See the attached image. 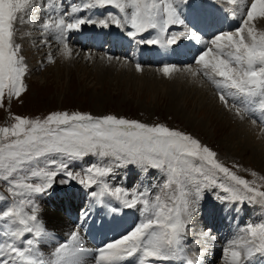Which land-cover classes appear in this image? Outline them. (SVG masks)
Instances as JSON below:
<instances>
[{
  "label": "snow or ice",
  "instance_id": "snow-or-ice-1",
  "mask_svg": "<svg viewBox=\"0 0 264 264\" xmlns=\"http://www.w3.org/2000/svg\"><path fill=\"white\" fill-rule=\"evenodd\" d=\"M187 2L91 0L84 7H113L118 14L109 12L107 19L99 21L74 17L66 22L61 17L51 23L45 20L41 27L63 44L62 51L66 56L71 52L66 33L80 30L85 23H99L104 27H108L109 22L117 26L130 25L128 36L133 39L150 29L157 30L155 38L140 41L149 45H178L184 37L195 40L206 47L194 62L220 91L219 98L225 106L231 103L238 115L259 111L264 116V32L257 33L250 26L246 28L249 21L264 18V0H247L250 5L247 8L244 7L245 0H228L232 5H239V12L236 9L228 11L233 18L239 15L240 26L235 30L219 31L208 40L182 18L180 6ZM38 7V0H0V106L6 96L10 101L26 91L23 77L27 65L21 55V46L15 40L16 26L30 21ZM79 10L72 9L73 13ZM173 25L183 26V30L162 40ZM136 69L141 71V65L137 64ZM174 70H178L174 64H165L162 69L165 76ZM14 119L16 123L11 127H0V179L8 181L12 196L24 199L19 205L13 204L0 212V220L7 219L11 225H16L14 228L5 225V230L0 233L7 238L0 242V264H122L126 258L136 256L139 264H150L148 258H152L151 264L172 261L203 264L201 254H187L183 241L205 189L221 188L229 194L218 197L224 201L247 200L264 204V191L232 172L217 160L216 152L184 131L116 115L96 117L82 112H52L43 119L21 116ZM57 156L66 159L58 164ZM87 156H98L113 166H137L145 171L156 169L166 173L161 186L165 196L162 198L157 194L154 202L145 198L142 192L133 193L131 199L124 198V207L135 208L142 203L147 214L130 231L95 249L97 254L91 261L87 259L89 249L82 242L83 225L71 231L69 239L59 243L51 252V258L46 259L41 246L50 238V233L38 218L39 209L34 197L51 190L61 175L65 179L60 180V184L76 180L80 173L70 171L68 161ZM48 157L52 158L46 159L45 164H37L35 170L30 168L24 172L25 165ZM112 170L111 167L89 165L84 172L87 181L81 178L79 183L87 187L98 185L101 182L98 178ZM221 173L232 182L230 185L218 183L215 177ZM14 174H20L22 178L16 180ZM169 189L172 195H167ZM122 194L127 195L119 187L109 190L105 183L99 194L100 203H103L104 195L121 200ZM92 196L98 194L92 192ZM25 204L30 207V212L24 211ZM110 211L116 213L119 209L113 207ZM82 215L86 221L89 213L85 211ZM240 233L223 249L225 264H251L257 253L264 257V222L248 224ZM25 234H30V238L22 239Z\"/></svg>",
  "mask_w": 264,
  "mask_h": 264
},
{
  "label": "rangeland",
  "instance_id": "rangeland-1",
  "mask_svg": "<svg viewBox=\"0 0 264 264\" xmlns=\"http://www.w3.org/2000/svg\"><path fill=\"white\" fill-rule=\"evenodd\" d=\"M85 1L86 2L84 5L91 2V0H85ZM212 1L219 3L217 8L219 6H223L225 9V14H221L218 17V12H216L215 15L213 11L215 9V6H213V8L209 7L210 9L211 8L213 9L210 10L207 8V6L203 4L204 2H207V0H197V2L200 4L199 17L200 19H209L210 21L209 28H211L210 29L211 31L213 29L212 32L208 31L207 29H199L197 26L198 23L196 24L191 22V18H192L191 9L195 8L194 4L190 3L191 0H188V2L186 3L187 9L186 8L184 10L180 9L182 13V18L185 19V22L188 24V26L198 31L203 36V38L207 40L211 39L214 36L213 33L216 34L219 31L235 30L237 27L240 26V22H241V18L239 17V15L236 18H233L232 14L228 11L229 9H236L237 12H239V5H232L228 3V0H212ZM245 1L247 2V0ZM41 2H43V0H41ZM41 2L38 1L39 7L36 12L32 13V17L30 21L22 24H17L16 26L17 32H16L15 40L16 43L20 44L21 46V55H23L25 63L27 65V71L25 76L23 77L24 84L26 85V91H24L18 98L17 97L11 98L10 101L7 98V96L5 97L3 101V105L0 106V127H11L12 124L16 123L14 119L15 116H21L29 119H37V118L43 119L52 112H65V111L69 113H73V112L89 113L96 117H100L104 115H116L117 117H123L130 120H138L142 123L149 125L163 124L170 128L178 129L193 135L203 145L209 147L212 151L216 152L217 154L216 158L220 163H222L224 166L229 168L232 172H235L237 175L248 180L254 187H257L260 191H264V159L263 158L261 159L262 165L260 167H258L254 162L250 160L252 157V152H251L252 147H254V145L245 144V148H241V146H237V145H232L234 147V149H230L231 151L230 155L233 154L232 156L226 153L225 149H223V147L221 146L220 144L221 137L225 136L224 138H226L230 136V131L227 130L226 132L223 133L224 129L222 128H217L215 131L216 124L214 120H211L213 122L211 124L209 119L210 118L222 119L225 124H228V120L222 115L223 111H219V109L221 108L220 106H222L223 110H226L228 108L227 106H225V104L222 101L215 100L214 95L217 98H219L220 91L218 90L219 93L215 91L214 89L215 85L206 76L204 77L208 81L204 80L203 82L204 83L208 82L211 84L209 85L208 83H205L207 84V86L211 87L210 89L214 93V95L212 93L209 94L207 91H203L202 93H200V95L199 94L194 95V90H192L190 86H187L186 84L187 82L183 78V76H181L182 75L181 72L180 74L172 73V75L176 76L175 79L173 78L167 79V76H165L163 72L162 73L160 72L159 74L160 77L156 78L158 74L152 73L151 69H163L164 65L161 67H153V66L148 67V65L151 64H148L146 61H142L143 63L141 64L144 65L143 66L144 69L141 68L142 69L141 71H137V69H135L136 67L134 68L131 67V65L129 66V64L126 61H123L122 59H118L119 57L115 56V58H112L113 61L122 60L123 63L118 62L119 64L115 65L116 67L115 72L117 73L114 72L109 73L108 72L109 68L107 64H105V61L106 60L110 61V59L107 58H111V57L105 58V56L102 55H105L108 52L111 43L105 44L104 46H102L101 49L86 47L85 51H89L90 56L87 55L83 56L80 53H78L79 56H77L76 55L77 52H75L73 59L69 60V63L63 65V56H62L63 51L60 50L58 52V48H56L57 45L56 43L53 44V46L49 48L50 49L49 52H47V50L45 49L46 46L43 44V41L41 44L40 43L38 44L36 42L35 39L36 35L37 34L39 35V33L44 32V31L36 32L38 20L42 19L44 22L46 20L45 19L46 15L44 12H42L46 9L42 8ZM208 4L211 6L214 5L211 2H208ZM84 5L80 4L79 9H81L80 12H82V14L78 15L77 18H86V19L89 18L84 11L87 10L90 11L91 8H84ZM248 6H250L248 5V3L244 5L245 8H247ZM62 7L64 6L62 5ZM48 8L49 6L47 7V10ZM110 9L111 8H107L106 10L102 9L103 11H105V17L106 14L108 16V13L111 12L109 11ZM70 11H71L70 9L65 10V14L67 12L69 13ZM127 11L130 12L131 9L128 8ZM112 13L118 14V10L115 9ZM214 15L216 16V22L211 21V19H214ZM217 17L232 19L234 28H229V29L221 28V24L217 20L218 19ZM257 18L253 19L252 21H249L246 28L250 26L257 33L264 32V22L261 21V17H259L258 20ZM25 19L27 20L28 18L25 17ZM101 19H106V18L101 17L99 20ZM97 24L98 23H94L93 25L91 23H85L82 25L87 30V35L91 40L99 39V35L95 36L97 32V28L99 27L97 26ZM100 27H102V25ZM105 29L120 31L124 38H127L128 40L134 42V39L128 36V31L131 30L130 25L117 26L115 23L109 22V26L106 27ZM182 30H183V26L180 25L170 26L167 32L164 34V36L161 37V39L163 40L165 37L170 36L172 33H177V31H182ZM245 34H246V29H245ZM156 36H157V30L150 29L147 32L138 34L135 39L140 46H147L146 49H148L151 46L147 43H140V41L155 38ZM69 38L73 39L74 35H71ZM184 38L186 39L185 45H187V43L190 42V43H194V46L198 47L195 44L198 42H196L195 40L189 39L187 37ZM70 39L69 41L72 44L73 40ZM39 45H41V47L43 48L41 50L35 49V46L38 47ZM153 45L157 46L158 43ZM161 46L159 48H161ZM173 46H177V45H173ZM168 47L172 48L171 46ZM205 47L206 45L203 44L204 49ZM118 50H119L118 54H120L121 51L123 53H126V50H120L119 48ZM85 51H83V53ZM114 53L115 52L112 51V55ZM80 56H83V58ZM49 57H51V60L49 59ZM37 58H39V60L35 61L34 59ZM181 58L182 56L180 53H178L175 56V61L178 63V65H180V69L182 70L187 69V67L190 65L191 67L193 65L195 66V62L192 64H186V61H184L186 65L185 64L182 65ZM127 60H129L128 57ZM60 63H62V65H60ZM35 64H37V66ZM198 71L200 72L201 69H198ZM126 72L132 73V75L127 74ZM162 76H165V78H162ZM168 86L169 87L173 86V87L169 88ZM169 89L170 90L174 89L176 91L178 90L177 93L178 92L180 93V95H177L179 96L178 97L179 101H181L180 103L178 102L177 105L178 108L175 107L176 105L173 103V101L170 100ZM180 90L182 91L186 90L185 94ZM187 91L188 92L190 91V94L186 95ZM210 95H213L212 99L214 100V104L216 103L215 101H217V103L220 102L221 104L218 110L215 107L216 112L214 111V109L210 111L209 107H207L208 103L212 105V103L210 102L211 100ZM203 96L205 97L207 96V97L205 98ZM198 106L199 108H205L208 111H205L202 114L201 113L198 114L197 112ZM237 106L240 105L237 104ZM228 107L233 108V110L236 113V107H233L231 103H229ZM241 115H243L244 118L253 121L251 118H248V116H246L244 113H241ZM186 116L193 117V119L195 120L194 123L192 122V120H189L188 123L184 119V117ZM198 122L205 124L206 126L204 127L207 128L199 127ZM246 149H249V152L245 151ZM230 151L228 152L230 153ZM51 158L52 157L44 158L39 160L38 162H35L32 165H25L24 172H27L30 168L32 170H35L37 164L43 165L46 163V159H51ZM55 159L59 164L60 162L65 161L66 158L63 156H57L55 157ZM68 163H69V170L74 173H80V176H78L76 180H73L71 183L67 185L71 189L78 188L76 189L78 191H80V189H83V192L79 193V195L67 194V195H59L58 197L57 195L58 192L60 191L59 194H61L63 189L66 188L65 184L59 183L60 180L65 179V177L61 175L57 177V183L53 186L51 190H49L44 195H38L34 197L35 203L39 209V211L37 212L38 218L40 222H43L42 223L43 226L44 227L46 226L45 227L46 230L50 233L49 240L46 239L41 246V248L42 249L44 248L43 250L47 252V253L46 252L43 253L44 256H47L45 257L46 259L51 258V252L54 250L55 246H57L61 242H65L66 240H68V236L71 233V231L75 230L77 226L80 225V220L81 218H83L82 214L85 211L88 210L87 211L89 213L88 217H94L96 220L98 219L97 221L103 230L102 232H98V229L96 228L94 232L91 231L88 232L86 229H83L81 231L83 235L82 238L84 240H87V246L85 247L89 249V252L87 253V257H88L87 259L91 261L93 257L97 254L95 252V249L100 248L106 243H108L109 242L108 240L112 241L117 238L115 235V231L117 230L119 224L122 221L133 223L132 225H127V227L133 228V225L135 227L138 223H140V220H142L144 216L147 214L143 210L142 203L137 204L135 208L124 207L122 203V200L124 198L131 199L133 193L142 192L141 189L142 187L140 186V184L144 185L143 189L145 188L148 190L147 195L144 192L142 193H144L145 198L149 199L150 201L154 202L155 196L157 194H160L162 198L165 196V193H162L161 188L159 187L162 186V183L165 181L166 173L161 172L159 170L148 169L145 171V170H141L137 166H124V167L113 166L111 163L98 156H87L83 159L68 161ZM92 164H96L97 166H102L106 168L111 167L113 170L110 174L106 175L105 177L98 178L101 181L100 184L98 185L93 184L92 187H87L86 185L80 184L79 180L83 178L87 181V177L84 175V172L86 171L87 167ZM253 173H255V175H253ZM14 178L16 180H20L22 177L20 174H14ZM215 178L218 181V183H222L226 186L232 183L222 173L218 174ZM105 183L108 185L109 190H114V188L119 187L125 190L127 195L125 196L122 194L121 200H117L114 196L111 195H104L103 203H100L99 194H101ZM17 191L20 190L17 189ZM92 192H96L98 196L93 197ZM166 192L167 195L173 194L171 189L166 190ZM227 195L229 194L223 192V190L219 187L205 189V191L202 194V197L199 199V202L197 204V210L193 215L201 219L202 217L201 214L204 212L206 207H209V209L213 208L211 204L204 203L201 204L198 209L199 203L204 200H208L214 203V209H212L211 211L213 216L217 215L219 204L223 202H229L224 200L221 201V199L218 197H223ZM21 199H24V197H19V196L14 197L9 192L8 181L0 179V212L6 210L9 206H12L13 204L19 205ZM239 203L243 204L242 207H245V211L249 210L244 215L245 217L244 219H242V214L244 213H242L238 219V220L242 219L241 221L243 222L242 228H245L248 224L251 223L264 222V204L248 202L247 200ZM246 204H248L249 206H247ZM113 207L118 208L119 211H117L116 213H112L110 209ZM252 207L255 208V210H253L255 216L254 218L253 215L251 214ZM221 210H225V209L222 208ZM24 211L25 212L31 211L30 207L27 204L24 205ZM236 211H237V207L234 208V210L232 211V215H230V213H227L225 217L218 218L217 222H214V224H216L217 227L220 228H224L226 226L228 229L232 224V220L234 217L233 215L235 214ZM104 212L105 215L103 214ZM257 212H258V216L256 215ZM46 213L48 214L46 215ZM41 214L43 215L44 218L41 217L42 216ZM99 216L101 217L100 219ZM46 217L48 218L46 219ZM131 217L134 220H132ZM256 217H257V221L255 222ZM195 220H192L191 217V222L187 225L186 233L191 231L193 232L194 228H197L199 230L201 228V230H203L208 235L210 233L208 232L209 223L200 221L198 224H196ZM102 221L103 223H107L105 221H108V224L104 226V224H102ZM5 225H9L13 228L16 227V225H11L7 219L0 220V233H2L5 230ZM127 227H125L126 232L131 230V228H127ZM242 228L239 227L237 230L239 235L241 234L240 230ZM92 233L93 234L96 233L94 234L95 236L92 235ZM226 233L227 231H225L222 236L224 237ZM195 234L193 235L191 234V236L190 234H186L184 241L192 238H195L197 240ZM231 235L232 237H230V239L232 240L235 239L236 236L235 235L233 236V234ZM28 238H30V234H25V236L22 239L26 240ZM6 239H7L6 237L0 235V242L5 241ZM222 241L224 242L225 239L224 240L222 239ZM91 244L92 247L90 246ZM226 245L227 244H223L222 247H225ZM187 246H189V244H187ZM215 251L216 252L212 254L213 256L218 257V253H219V255H221V257H223L225 260L223 251L222 253L218 249H215ZM192 253L194 252L193 251L191 253L187 252L189 256H191ZM199 253L200 252L197 251V254ZM257 256L259 257V254H257ZM137 257L138 256H136V258ZM254 257H256V254ZM148 259L150 260L152 258H148ZM217 259H219L220 261V257H218ZM129 262L130 264H139L138 259H134L131 261L129 260L126 264H128ZM207 262L211 263L213 262V260L208 258ZM221 262L222 261L217 263L221 264ZM217 263L213 262L212 264H217Z\"/></svg>",
  "mask_w": 264,
  "mask_h": 264
},
{
  "label": "bare ground",
  "instance_id": "bare-ground-1",
  "mask_svg": "<svg viewBox=\"0 0 264 264\" xmlns=\"http://www.w3.org/2000/svg\"><path fill=\"white\" fill-rule=\"evenodd\" d=\"M77 0H75L74 2H76ZM208 2H211V3H213L214 5H209L208 4ZM42 3V8L43 9H46V10H44V11H42V12H44L45 13V15H46V17H45V19L46 20H48L49 21V23H51L52 21H55V20H57V19H59V18H66V22L68 21V22H70L71 21V19L72 18H76L77 16H78V13H63L64 15H61V14H59V13H56L55 11H56V4H55V1L54 0H43V2H41ZM190 3H193L194 4V6H195V8H194V10H193V8L191 9V15H192V17H193V19H191V22L192 23H198L197 24V26H198V28L199 29H207L208 31H211L210 29L211 28H209V23H210V21H209V19H200V11H199V3L197 2V0H191V2ZM247 2L245 1V4H246ZM73 4V0H72V2H71V5ZM205 4L208 6L207 8L208 9H210L209 7H212L213 8V6H215V9L213 10L212 8V10L214 11V13H215V15H216V12H218V17L220 16V14L219 13H221V14H225V9H224V7L223 6H219L218 8H217V6H218V2H214V1H212V0H207V2H205ZM217 4V5H216ZM49 6V8H48V10H47V7ZM188 6H189V4H188ZM191 7V6H190ZM109 8H111L109 11H111V12H113L115 9L114 8H112V7H109ZM184 8H186L185 7V5L183 4V5H181L180 6V9L182 10V9H184ZM103 10H106L107 9V7H105V8H102ZM100 7H97V8H95V9H92V10H90V15H89V18H91L93 21L95 20V21H98L101 17H103V16H101V15H99V16H96V15H94V14H97L98 12H100V11H103ZM187 9V8H186ZM210 9V10H211ZM46 11H47V13H46ZM188 11V10H187ZM85 12V11H84ZM83 12V13H84ZM105 12V11H104ZM190 12V11H189ZM189 12H187V13H189ZM80 14H82V12L80 13ZM187 15V14H186ZM214 15V19H211V21H215L216 22V16ZM106 16H107V14H106ZM217 17V18H218ZM259 19V17L257 18V20ZM219 22H220V24H221V26H223L224 27V29H229V28H234V26H233V20L232 19H230V18H223V17H221V18H218L217 19ZM261 21H263L264 22V18H262L261 17ZM205 22V23H204ZM36 23H37V21H36ZM44 23V21L41 19V20H38V23H37V27H36V32L37 31H44L43 29H42V24ZM92 25L94 24V23H91ZM99 24V23H98ZM97 24V25H98ZM31 29V28H30ZM33 29V28H32ZM212 31H213V29H212ZM211 31V32H212ZM178 32H180V31H177V33ZM39 33V32H38ZM75 33H80V34H82V36H81V38L79 39V38H77L76 37V35H75ZM98 33V32H97ZM85 34V35H84ZM213 34H215V33H213ZM66 35H67V38H68V40H67V43H68V45H69V48H70V50H71V52H70V55H65L64 53H63V65H65V64H67V63H69V60H71V59H73V57H74V53L75 52H77V56H79L78 55V53H80V54H82L83 56H85V55H87V56H90V52L89 51H85V48L86 47H93L94 49H101L102 48V46H104L105 44H108V40H109V38H110V34L109 33H107L106 31L105 32H102V33H100V38H99V40H97V41H95L94 39H88L87 38V34L85 33V29H84V27L83 26H81V28H80V30H78V31H72V32H69V33H66ZM71 35H74V38H73V43L71 44V42L69 41V37L71 36ZM116 35V34H115ZM114 35V36H115ZM112 36V35H111ZM114 36H112V39H115L116 37H114ZM54 37V34H51V35H49V34H46L45 32H41V33H39V35L37 34L36 35V42L39 44H41L42 43V41H43V44L46 46V50H47V52H49V48H51L52 46H53V44H57L56 45V48H58V52L60 51V50H62L63 49V44L62 43H60V42H58L56 39H54L53 38ZM30 38V37H29ZM28 38V39H29ZM205 40H207V39H205ZM134 42H135V44H131V43H129V44H127V43H125L126 44V46L129 48L128 49V53H126V54H124V53H120V54H118V52L119 51H117L116 50V48L114 47V54L112 55V51H111V47L109 48V50H108V52L105 54V55H102V54H99V55H102V56H105V58L106 57H111V58H107V59H110V61H105V64H107V66H108V68H109V70H108V72L109 73H112V72H114V73H117V72H115V70H116V67H115V65H117V64H119L118 62H120V63H123V61H126L128 64H129V66L131 65V67H136V65L137 64H142L143 62L142 61H146L148 64H151V65H148V67L150 66H153V67H161V66H163V65H165V64H174V65H176L177 66V69H180V65H178V63L175 61V56L178 54V53H180L181 54V56H182V58H181V64L183 65V64H185L184 63V61H186V64H192V63H194V58L202 51V50H204V48H203V44H201V43H195L197 46H198V48L200 49V47H201V49H200V51H198L197 52V47L196 46H194V43H190V42H188L187 43V45H185V42H186V39L185 38H182V40L181 41H179L178 43V45L177 46H173V45H170L172 48H169L168 46L167 47H165V46H163L162 44H160V43H158V45L156 46V47H149L148 49H146V47L147 46H140L138 43H137V41H136V39H134ZM22 43V42H21ZM37 44V45H38ZM75 44V45H74ZM162 45V46H161ZM161 46V48H159ZM43 47H41V45H39L38 47H36L35 46V49H42ZM157 48H159V49H157ZM123 49V48H122ZM34 51V50H33ZM83 51H85L84 53H83ZM129 51H132V52H129ZM43 52V51H42ZM52 52V51H51ZM93 53V52H92ZM54 54V53H53ZM60 54V53H59ZM95 54V53H94ZM96 54H98V53H96ZM175 54V55H174ZM83 56H80V57H82L83 58ZM101 56V57H102ZM115 56L117 57H119L118 59H122V60H115V61H113V59L112 58H115ZM40 57V56H39ZM100 57V58H101ZM123 57V58H122ZM127 57H128V59L129 60H131V61H129V60H127ZM78 58V57H77ZM104 58V59H105ZM147 58V59H146ZM146 59V60H145ZM33 60V59H32ZM35 61H37V60H39V58H37V59H34ZM102 60V59H101ZM35 61H34V63H35ZM117 61V62H116ZM60 62V61H59ZM129 62H131V63H129ZM40 64H41V62H40ZM57 64V63H56ZM185 64V65H186ZM36 66H37V64H35ZM60 65H62V63H60ZM102 65V64H101ZM155 65V66H154ZM143 66L144 65H141V68H143ZM61 67V66H60ZM69 67V66H68ZM189 67V66H188ZM187 67V69H184V70H182V69H180V70H177V71H173L172 73H179L180 74V72H181V76H183V78L186 80V84H187V86H190L191 88H192V90H194V95H196V94H199L200 95V93H202L203 91H207L209 94L210 93H212L213 95H214V93L211 91V87H209V86H207V84H205V83H208V82H203L204 80H207L204 76V74H203V71L201 70L200 72L198 71V69H201V66H199V65H197V64H195V66L193 65L192 67H191V65H190V67H191V70H189V68ZM194 67V68H193ZM38 68V67H37ZM63 68H64V66H63ZM62 69V68H61ZM104 69V68H103ZM117 69H118V67H117ZM126 69V68H125ZM136 69V68H135ZM144 69V68H143ZM34 70V69H33ZM64 70V69H63ZM127 70V69H126ZM132 71V70H131ZM135 71V70H134ZM151 72L152 73H155V74H158V76H156V78L157 77H160L159 76V74H160V72L162 73L163 71H162V69H151ZM193 72H195L196 74L195 75H193ZM113 73V74H114ZM127 74H131L132 75V73H129V72H126ZM172 73L169 75V76H167V79H175L176 78V76H174V75H172ZM122 74V73H121ZM138 74H140V73H138ZM138 74H135V75H138ZM183 74H185V75H183ZM124 75V74H123ZM122 75V76H123ZM162 78H165V76H162ZM132 79V78H131ZM148 79V78H147ZM152 79V78H151ZM184 80V81H185ZM139 81V80H138ZM182 81V80H181ZM208 81V80H207ZM210 82V81H209ZM158 84V83H157ZM209 85H211L210 83H208ZM182 85V84H181ZM165 86V85H164ZM169 86H171V85H169ZM168 86V87H169ZM183 86V85H182ZM186 86V85H185ZM173 87V86H172ZM172 87H169V88H172ZM160 88V87H159ZM181 88V87H180ZM155 89V88H154ZM177 89V88H176ZM215 89V91L217 92V93H219L218 92V89L215 87L214 88ZM178 91V90H177ZM177 91L176 90H174V89H169V92H170V100L171 101H173V103L176 105L175 107H177V105H178V102L180 103L181 101H179V96H177V95H180V93L178 92L177 93ZM180 91H182V90H180ZM191 91V90H190ZM190 91L188 92L187 91V93H186V95H188V94H190ZM184 94H185V92H186V90H184V91H182ZM206 94V93H205ZM213 95H210L211 96V100H210V102L212 103V105H210L209 103L207 104V107H209V109H210V111H212V109H214V111H215V107H216V109L218 110L219 109V106L221 105L220 104V102L219 103H217V101H215L216 103L214 104V100L212 99L213 98ZM203 97H205V96H203ZM207 97V96H206ZM205 97V98H206ZM214 97H215V100H220L219 98H217L215 95H214ZM203 99V98H202ZM201 100V99H200ZM195 101V100H194ZM203 101V100H202ZM206 101V100H205ZM221 101V100H220ZM183 102V101H182ZM185 102V101H184ZM207 102V101H206ZM199 103V102H198ZM205 103V102H204ZM200 105V104H199ZM206 106V105H205ZM214 106V107H213ZM221 108L219 109V111H223V117H225L227 120H228V124H225L224 123V121L222 120V119H218V118H210L209 119V121H210V123L212 124L213 122L211 121V120H214V122H215V124H216V127H215V131H216V129L217 128H222V129H224L223 130V133L224 132H226L227 130H229L230 131V136H228V137H226V138H224V137H221V142H220V144H221V146L223 147V149H225V151H226V153H228L229 155L231 154V151H230V149H234V147L232 146V145H237V146H241V148H245V144H247V145H254V147H252V157H251V161L252 162H254L258 167H260L261 165H262V163H261V159L263 158L264 159V130H263V128H264V116H261V113L259 112V111H256V112H254V113H244L246 116H248V118H251L253 121H255V123L257 124V126H256V124L253 122V121H250V120H248V119H246V118H241V115H238L237 114V112L235 113V111L233 110V108H231V107H228L227 106V108L228 109H226V110H223L222 109V106H220ZM178 108V107H177ZM180 108H182V107H180ZM175 110V109H174ZM181 110V109H180ZM205 111H208L207 109H205V108H199V106H198V114H202L203 112H205ZM177 112V111H176ZM179 112V111H178ZM216 112V111H215ZM212 113V112H211ZM178 114V113H177ZM220 114V113H219ZM179 115H180V113H179ZM183 115V114H182ZM207 116V115H206ZM222 117V118H223ZM208 118V117H207ZM221 118V117H220ZM184 119L189 123V120H192V122L194 123V119H193V117H190V116H186V117H184ZM225 120V119H224ZM198 125H199V127H201V128H207V127H204V126H206L205 124H203V123H201V122H198ZM259 126H260V128H259ZM198 127V128H199ZM262 127V128H261ZM223 133H221V134H223ZM222 136V135H221ZM230 138H231V140H230ZM228 151H230V153L228 152ZM245 151H248L249 152V149H246ZM241 152V151H240ZM243 152V151H242ZM247 153V152H246ZM233 155V154H232ZM232 155H230V156H232ZM62 186V185H61ZM144 186V185H143ZM61 188H63V187H61ZM62 191V190H61ZM60 192V191H59ZM63 192V193H62ZM61 192V194H59L58 193V195H64V194H66L67 195V193L68 192H72V193H77L78 195H79V193H80V191H78V190H69L67 187L65 188V189H63V191ZM52 196V195H51ZM56 196V195H55ZM83 196V195H82ZM59 197V196H58ZM54 198V197H53ZM85 200H86V198H85ZM59 201V200H58ZM78 201V200H77ZM69 202V201H68ZM67 202V203H68ZM74 202V201H73ZM87 204V203H86ZM50 207V206H49ZM70 207V206H69ZM225 209V207L224 206H222L221 207V209ZM236 208V207H235ZM42 209H43V207H42ZM51 209V208H50ZM49 209V210H50ZM87 209V208H86ZM91 209V208H90ZM52 210V209H51ZM210 210L211 209H209V207H206L205 208V210H204V212L202 213L203 214V218L202 219H204L203 221L204 222H207V223H209V230L210 231H208V232H210L208 235L203 231V230H201V228H200V231L201 232H199L200 234L202 233L203 235H205V238H204V241H201L200 242V244L198 245V248H197V250L195 251V253H197V251H199L200 253L199 254H201L202 255V260H203V264H210V262H207V259L209 258V259H211V260H213V261H217L218 262V260L219 259H217L218 257H216V256H213L212 254L214 253V252H216L215 251V249H218L221 253H222V251L223 250H221L220 248H221V246H219V242H215V241H213L214 239H212L213 238V235L215 234V232H225V231H227V233H226V235L222 238L223 240L225 239V241L223 242V244H227L228 243V241H230V240H232V239H230V237H232V235L231 234H233V236L235 235L236 237H235V239L238 237V228L239 227H237L236 228V225H234V224H232L228 229H227V227L225 226L224 228H220V227H217V225L216 224H214V222H217V219L219 218V216H220V214L222 213V212H224L225 210H220V212L217 214V215H212V213H210ZM88 211V210H87ZM51 212V211H50ZM91 212V211H90ZM54 213V212H53ZM83 213V212H82ZM236 213V212H235ZM242 213H245V207H241V209L237 212V215H236V220H238L239 219V217L241 216V214ZM43 214V213H42ZM41 214V215H42ZM48 213H46V215H47ZM104 215H105V212L103 213ZM196 214H197V212H196ZM201 214V215H202ZM44 215V214H43ZM43 215L41 216V217H43ZM230 215H232V212L230 213ZM243 215L244 214H242V217H243ZM45 216V215H44ZM101 216V215H100ZM99 216V219L101 218ZM58 217V216H57ZM56 217V218H57ZM79 217V216H78ZM221 217V216H220ZM44 218V217H43ZM48 217H46V219H47ZM104 218V217H103ZM106 218V217H105ZM42 219V218H41ZM107 219H108V217H107ZM106 219V220H107ZM131 219L132 220H134L132 217H131ZM196 219V220H195ZM202 219H198L197 217H195V215H193L192 216V220H195L196 221V224H198ZM52 220V219H51ZM98 220V219H97ZM94 217H88V219L85 221L84 220V218H81V220H80V225H83V227L81 228V231L83 230V229H86L88 232L89 231H91V232H94V230L97 228L98 229V232H102L103 230H102V228L100 227V225H99V223H98V221H97ZM141 221V220H140ZM233 221V220H232ZM50 222V221H49ZM53 222V221H52ZM58 222V221H57ZM105 222H107V223H103V221H102V224H104V226H106V224H108V221H105ZM41 223H43V222H41ZM59 223V222H58ZM101 223V222H100ZM52 224V223H51ZM110 224V223H109ZM133 223H129V222H121L120 224H119V227L117 228V230L115 231V235H116V237L117 238H119V237H121L122 235H124L125 233H126V228L125 227H127V225H132ZM45 225H46V223H45ZM52 226V225H51ZM46 227V226H45ZM58 227V226H57ZM124 227V228H123ZM198 227H200V226H198ZM127 228H131L132 229V227H127ZM236 228V229H235ZM53 229V228H52ZM112 229H114V228H112ZM87 231H86V233H87ZM187 231V230H186ZM188 231H190V230H188ZM194 231V230H193ZM97 232V233H98ZM192 232V231H191ZM191 232H187L186 234H190V236H191ZM58 233V232H57ZM69 233V232H68ZM94 234H96V233H94ZM93 233H92V235H94ZM231 235V236H230ZM52 236V235H51ZM95 236V235H94ZM81 237H83V235H82V233H81ZM216 237H217V234H216ZM63 238V237H62ZM88 238V237H87ZM101 238V237H100ZM52 239V238H51ZM56 239V238H55ZM68 239H69V236H68ZM89 239V238H88ZM49 240V239H48ZM92 240V239H91ZM95 240V239H94ZM51 241V240H50ZM55 241V240H54ZM89 241V240H88ZM109 242L111 241V240H108ZM218 241H219V239H218ZM82 242H83V246L85 247V246H87V240H84L83 238H82ZM91 242V241H90ZM57 243V242H56ZM58 244V243H57ZM99 244V243H98ZM50 245H51V243H50ZM91 247H92V244L90 245ZM227 246V245H226ZM225 246V247H226ZM44 247V246H43ZM56 247V246H55ZM188 247V250H193L194 249V246L192 245V244H189V246H187ZM215 248V249H214ZM44 249V248H43ZM42 249V250H43ZM53 249V248H52ZM44 251V250H43ZM46 251H44L43 253H45ZM47 253V252H46ZM258 254V253H257ZM257 254H256V257H254L252 260H251V264H256V262H257V260L259 261V263L260 264H264V257H258L257 256ZM45 257H47V256H45ZM88 258V257H87ZM134 259H138V257L136 258V257H132V258H126L123 262H122V264H126L129 260L131 261V260H134ZM90 261V260H89ZM220 261H222L221 262V264H225V260H224V258L222 257V259L220 260ZM219 261V262H220ZM149 262H150V264H151V259L149 260ZM216 262V263H217ZM128 264H130V262L128 263ZM157 264H160V262H157ZM164 264H181V262L180 261H172V262H164ZM217 264H219V263H217Z\"/></svg>",
  "mask_w": 264,
  "mask_h": 264
}]
</instances>
